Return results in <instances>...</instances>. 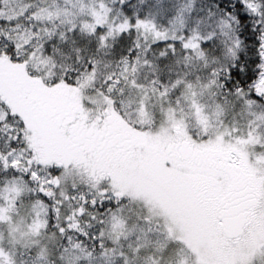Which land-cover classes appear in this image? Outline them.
Instances as JSON below:
<instances>
[{
  "label": "snow or ice",
  "instance_id": "snow-or-ice-1",
  "mask_svg": "<svg viewBox=\"0 0 264 264\" xmlns=\"http://www.w3.org/2000/svg\"><path fill=\"white\" fill-rule=\"evenodd\" d=\"M0 264H264V0H0Z\"/></svg>",
  "mask_w": 264,
  "mask_h": 264
}]
</instances>
